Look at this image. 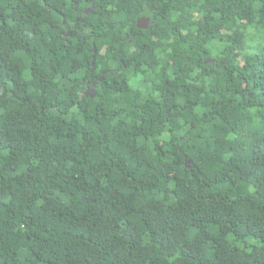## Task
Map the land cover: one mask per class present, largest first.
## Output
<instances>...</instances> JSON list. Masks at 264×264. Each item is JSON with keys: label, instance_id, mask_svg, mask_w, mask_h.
Segmentation results:
<instances>
[{"label": "trees", "instance_id": "16d2710c", "mask_svg": "<svg viewBox=\"0 0 264 264\" xmlns=\"http://www.w3.org/2000/svg\"><path fill=\"white\" fill-rule=\"evenodd\" d=\"M0 264H264V0H0Z\"/></svg>", "mask_w": 264, "mask_h": 264}, {"label": "flooded vegetation", "instance_id": "af4514ba", "mask_svg": "<svg viewBox=\"0 0 264 264\" xmlns=\"http://www.w3.org/2000/svg\"><path fill=\"white\" fill-rule=\"evenodd\" d=\"M147 25H148L147 18H138L137 19V27L146 28Z\"/></svg>", "mask_w": 264, "mask_h": 264}]
</instances>
